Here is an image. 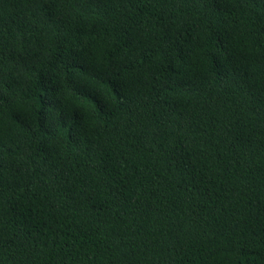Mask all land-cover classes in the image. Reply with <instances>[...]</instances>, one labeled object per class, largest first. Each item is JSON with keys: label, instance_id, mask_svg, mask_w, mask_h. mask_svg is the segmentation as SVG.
I'll return each instance as SVG.
<instances>
[{"label": "trees", "instance_id": "trees-1", "mask_svg": "<svg viewBox=\"0 0 264 264\" xmlns=\"http://www.w3.org/2000/svg\"><path fill=\"white\" fill-rule=\"evenodd\" d=\"M0 264H264V0H0Z\"/></svg>", "mask_w": 264, "mask_h": 264}]
</instances>
